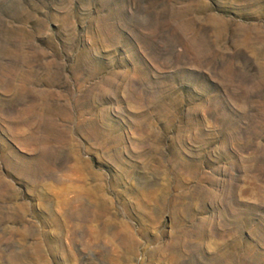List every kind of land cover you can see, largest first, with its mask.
Masks as SVG:
<instances>
[{
	"label": "rangeland",
	"instance_id": "rangeland-1",
	"mask_svg": "<svg viewBox=\"0 0 264 264\" xmlns=\"http://www.w3.org/2000/svg\"><path fill=\"white\" fill-rule=\"evenodd\" d=\"M0 264H264V0H0Z\"/></svg>",
	"mask_w": 264,
	"mask_h": 264
}]
</instances>
